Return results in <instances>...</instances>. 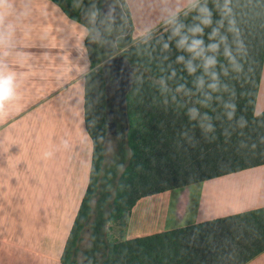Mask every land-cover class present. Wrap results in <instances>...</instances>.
I'll use <instances>...</instances> for the list:
<instances>
[{"label":"trees","instance_id":"trees-1","mask_svg":"<svg viewBox=\"0 0 264 264\" xmlns=\"http://www.w3.org/2000/svg\"><path fill=\"white\" fill-rule=\"evenodd\" d=\"M54 1L87 27L95 67L85 76L90 181L61 264H245L263 252L264 206L130 239L122 233L141 197L264 164V111L255 113L264 64V0H201L138 41L126 0ZM110 1L117 6L111 15L102 12ZM201 8L210 10V25L202 23ZM197 27L203 31L194 32ZM182 37L187 44L203 40L200 55L187 44L178 47ZM117 53L136 70L126 114L116 107L113 117L122 134L117 159L106 166L109 106L99 64ZM209 58L216 63L205 68ZM226 103L235 105L231 119ZM191 108L197 109L194 119ZM208 124L212 131H205ZM110 223L120 226L121 238L108 237ZM86 229L90 242L80 248Z\"/></svg>","mask_w":264,"mask_h":264},{"label":"crops","instance_id":"crops-1","mask_svg":"<svg viewBox=\"0 0 264 264\" xmlns=\"http://www.w3.org/2000/svg\"><path fill=\"white\" fill-rule=\"evenodd\" d=\"M201 0H126L133 37ZM4 49L17 98L0 116V264H61L90 181L85 123L88 29L54 0H11ZM264 111V64L255 113ZM51 153V155H46ZM264 206V164L141 197L122 239ZM84 241V239L82 240ZM245 264H264V251Z\"/></svg>","mask_w":264,"mask_h":264},{"label":"clouds","instance_id":"clouds-1","mask_svg":"<svg viewBox=\"0 0 264 264\" xmlns=\"http://www.w3.org/2000/svg\"><path fill=\"white\" fill-rule=\"evenodd\" d=\"M10 7H11V0H0V50L4 49L8 31L11 29V25H7V26L4 25V17L6 12L10 9ZM229 11L230 9H228L227 5H225V9H224L225 14H227V12ZM200 12L205 14V18L202 20V23L204 25H210L212 23L210 10L207 8H201ZM193 31L202 32L203 29L197 27L193 29ZM216 31H217L216 29H213V33H212L213 36L216 34ZM174 34H179V28L175 30ZM222 39H226V38H222ZM203 43L204 42L201 39H194L191 42V44H187V37H182L178 41L177 46L184 47L187 44V50L189 52L195 53L198 56L200 55V51L198 50H202ZM209 48L215 50L218 48V45L211 44L209 45ZM225 54L230 55V53H228L227 51ZM180 59H183V57H181ZM215 63L216 61L214 58H209L206 60L205 68L214 65ZM194 70L195 69L191 67V63H189V71L192 72ZM213 78H215V74H213ZM17 80H18V73L14 71L11 67H9V65L6 62V59L3 58L2 53H0V116L4 114L7 106L17 98L18 95ZM210 87L215 89L216 85L213 84L210 85ZM224 106L225 108H229L232 110L227 113L229 119H231L232 116L234 115L235 105L232 103H226ZM196 113H197V109L195 108H191L188 110V114L192 119L195 118ZM212 130H213L212 125L208 124L205 131H212ZM46 155H51V153H46Z\"/></svg>","mask_w":264,"mask_h":264},{"label":"water","instance_id":"water-1","mask_svg":"<svg viewBox=\"0 0 264 264\" xmlns=\"http://www.w3.org/2000/svg\"><path fill=\"white\" fill-rule=\"evenodd\" d=\"M102 12L112 14L108 5L102 7ZM99 66H102L105 75L108 106L112 100L113 104L126 114L127 94L133 86L135 67L122 53L107 58ZM110 115L111 111H109L108 117ZM111 129L115 130V122L109 119L108 135Z\"/></svg>","mask_w":264,"mask_h":264},{"label":"rangeland","instance_id":"rangeland-1","mask_svg":"<svg viewBox=\"0 0 264 264\" xmlns=\"http://www.w3.org/2000/svg\"><path fill=\"white\" fill-rule=\"evenodd\" d=\"M108 7L109 9L112 11V13H116L117 11V6L113 1H110V3H108ZM140 40V39H138ZM136 39H134V41H138ZM121 138L119 136H117L116 134H111V136L109 138H107L106 142H105V165L106 166H110L113 164V162L117 159V154H118V148H119V144H120V140ZM120 176H118L115 180H116V184L118 183V179ZM142 189V188H141ZM108 237L110 239H118L121 238L120 236V226L118 224L115 223H110L108 224ZM89 229H86V231L84 232V241H82L80 243V248H84L86 247L89 242ZM81 252L79 253L78 256V260L81 261Z\"/></svg>","mask_w":264,"mask_h":264},{"label":"flooded vegetation","instance_id":"flooded-vegetation-1","mask_svg":"<svg viewBox=\"0 0 264 264\" xmlns=\"http://www.w3.org/2000/svg\"><path fill=\"white\" fill-rule=\"evenodd\" d=\"M111 103H110V105H109V107H108V109H107V114L109 115V111H111V115H110V117H109V119H111V120H113V117L114 116H116V115H118V111H117V109H116V106L113 104V102H112V100L110 101ZM111 107V108H110ZM116 134L117 136H119L121 139H122V134H121V131H119L118 130V128L116 127V124H115V130L113 129H111V132H110V134L108 135V138L111 136V134Z\"/></svg>","mask_w":264,"mask_h":264}]
</instances>
